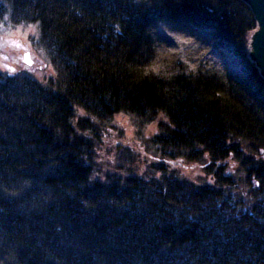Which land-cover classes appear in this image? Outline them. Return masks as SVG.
Here are the masks:
<instances>
[{"label":"trees","instance_id":"obj_1","mask_svg":"<svg viewBox=\"0 0 264 264\" xmlns=\"http://www.w3.org/2000/svg\"><path fill=\"white\" fill-rule=\"evenodd\" d=\"M4 13L36 26L53 76L0 72V264H264V78L242 0H0ZM162 23L211 30L241 74L156 75ZM121 113L164 116L155 151L206 160L212 184L92 179L86 131Z\"/></svg>","mask_w":264,"mask_h":264},{"label":"rangeland","instance_id":"obj_2","mask_svg":"<svg viewBox=\"0 0 264 264\" xmlns=\"http://www.w3.org/2000/svg\"><path fill=\"white\" fill-rule=\"evenodd\" d=\"M37 28L34 25H12L8 14L0 17V72L13 75L27 73L35 80L45 83L53 76L46 55L37 44ZM261 37L257 22L247 35L244 53L253 62L264 78L255 59L256 46ZM155 46L154 59L150 70L158 76L170 77L182 70L190 75L197 70L219 71L239 76L240 65L231 55L233 47L214 36L211 30H197L179 25L159 24L152 30ZM175 39L181 44L178 48L165 40ZM194 45L191 48V45ZM188 47V48H187ZM185 48V49H184ZM184 49V51H182ZM14 69L15 71H11ZM78 117L84 114L78 109ZM159 124L169 125L162 115L153 120L121 113L105 122L93 123V129L86 131L93 138L92 179L102 182L107 175L121 177L136 176L150 179L163 173L198 185L212 184L207 172V161L191 162L183 159L165 160L158 155L150 138L159 131ZM227 173L238 176V168L230 161Z\"/></svg>","mask_w":264,"mask_h":264},{"label":"water","instance_id":"obj_3","mask_svg":"<svg viewBox=\"0 0 264 264\" xmlns=\"http://www.w3.org/2000/svg\"><path fill=\"white\" fill-rule=\"evenodd\" d=\"M252 12L255 21L257 22V16L264 24V0H242ZM264 27V25H262ZM264 31V30H263ZM261 45L258 52L259 63L262 72H264V34L261 33L260 37ZM257 61V60H256ZM260 74V73H259ZM261 75V74H260Z\"/></svg>","mask_w":264,"mask_h":264},{"label":"bare ground","instance_id":"obj_4","mask_svg":"<svg viewBox=\"0 0 264 264\" xmlns=\"http://www.w3.org/2000/svg\"><path fill=\"white\" fill-rule=\"evenodd\" d=\"M257 24L258 26L261 28V33L264 34V27L262 25H264L263 23H261L259 17L257 16ZM171 46L170 47H176L178 48L179 46H181V44H185V42H180L178 40H175V39H171V38H167L165 39ZM260 45H261V41L259 40L258 43H257V46H256V53H255V59L257 60V62L259 63V58H258V52H259V48H260ZM194 45L192 44L191 45V48H193ZM188 48V47H187ZM185 49V48H184ZM184 49H182V51H184ZM263 76H264V72H262Z\"/></svg>","mask_w":264,"mask_h":264},{"label":"snow or ice","instance_id":"obj_5","mask_svg":"<svg viewBox=\"0 0 264 264\" xmlns=\"http://www.w3.org/2000/svg\"><path fill=\"white\" fill-rule=\"evenodd\" d=\"M11 71H15L14 69H12Z\"/></svg>","mask_w":264,"mask_h":264}]
</instances>
